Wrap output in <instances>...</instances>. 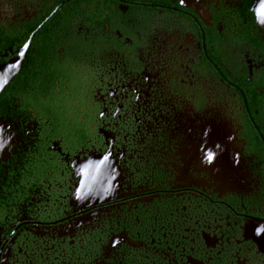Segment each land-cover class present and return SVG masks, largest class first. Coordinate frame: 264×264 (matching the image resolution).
Returning a JSON list of instances; mask_svg holds the SVG:
<instances>
[{"label":"flooded vegetation","instance_id":"obj_1","mask_svg":"<svg viewBox=\"0 0 264 264\" xmlns=\"http://www.w3.org/2000/svg\"><path fill=\"white\" fill-rule=\"evenodd\" d=\"M0 264H264V0H0Z\"/></svg>","mask_w":264,"mask_h":264},{"label":"water","instance_id":"obj_2","mask_svg":"<svg viewBox=\"0 0 264 264\" xmlns=\"http://www.w3.org/2000/svg\"><path fill=\"white\" fill-rule=\"evenodd\" d=\"M17 70V65L0 66V92L9 80H11ZM260 239L262 240V246L264 247V233L261 234Z\"/></svg>","mask_w":264,"mask_h":264}]
</instances>
